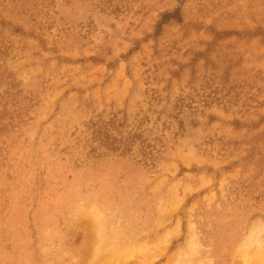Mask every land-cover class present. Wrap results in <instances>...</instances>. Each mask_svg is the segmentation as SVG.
Masks as SVG:
<instances>
[{"label":"rangeland","instance_id":"1","mask_svg":"<svg viewBox=\"0 0 264 264\" xmlns=\"http://www.w3.org/2000/svg\"><path fill=\"white\" fill-rule=\"evenodd\" d=\"M0 264H264V0H0Z\"/></svg>","mask_w":264,"mask_h":264},{"label":"trees","instance_id":"2","mask_svg":"<svg viewBox=\"0 0 264 264\" xmlns=\"http://www.w3.org/2000/svg\"><path fill=\"white\" fill-rule=\"evenodd\" d=\"M173 13L167 12L165 14L162 15L163 19H166L168 17H171Z\"/></svg>","mask_w":264,"mask_h":264}]
</instances>
